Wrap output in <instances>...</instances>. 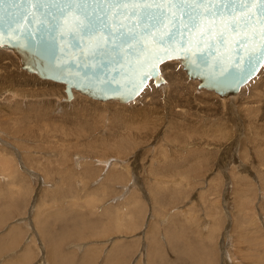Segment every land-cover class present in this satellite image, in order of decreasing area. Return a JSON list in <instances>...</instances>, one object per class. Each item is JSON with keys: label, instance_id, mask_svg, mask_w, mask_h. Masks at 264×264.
I'll return each instance as SVG.
<instances>
[{"label": "rangeland", "instance_id": "obj_1", "mask_svg": "<svg viewBox=\"0 0 264 264\" xmlns=\"http://www.w3.org/2000/svg\"><path fill=\"white\" fill-rule=\"evenodd\" d=\"M160 69L61 102L0 48V264H264V64L228 97Z\"/></svg>", "mask_w": 264, "mask_h": 264}, {"label": "water", "instance_id": "obj_2", "mask_svg": "<svg viewBox=\"0 0 264 264\" xmlns=\"http://www.w3.org/2000/svg\"><path fill=\"white\" fill-rule=\"evenodd\" d=\"M156 7L3 0L0 48L10 49L25 71L63 83L64 101L72 99L73 90L100 101H131L151 80L163 85L160 65L173 60L198 80V89L230 96L261 68L264 18L259 5L235 15H201L194 26L173 7L164 25L149 34L139 22L140 12ZM90 20L97 28L85 33Z\"/></svg>", "mask_w": 264, "mask_h": 264}, {"label": "snow or ice", "instance_id": "obj_3", "mask_svg": "<svg viewBox=\"0 0 264 264\" xmlns=\"http://www.w3.org/2000/svg\"><path fill=\"white\" fill-rule=\"evenodd\" d=\"M29 3L37 4L48 2V0H28ZM61 2V0H55ZM66 4L79 5H109L113 8H121L127 4L133 5H156V11H151L150 8H142L140 12L139 22L144 27L147 33H151L154 29H159L164 25L167 13H171L173 7L183 12V18L195 24L198 16H220V15H235L238 11H244L250 5H259L257 12L259 16L264 18V0H62ZM3 3V0H0ZM168 8L165 10L164 7ZM200 9H203L200 11ZM97 26L90 20L88 25H85V33L96 30ZM120 39H124V34L117 33ZM169 39L172 33H168ZM30 38V37H29ZM264 55V50H262Z\"/></svg>", "mask_w": 264, "mask_h": 264}, {"label": "bare ground", "instance_id": "obj_4", "mask_svg": "<svg viewBox=\"0 0 264 264\" xmlns=\"http://www.w3.org/2000/svg\"><path fill=\"white\" fill-rule=\"evenodd\" d=\"M163 64H164V63H163ZM263 64H264V62H263ZM263 64H262V66H263ZM161 65H162V64H161ZM161 65H160V68H161ZM262 66H261V67H262ZM260 69H261V68H260ZM260 69H259V71H260ZM259 71L256 73V75L259 73ZM160 74H161V69H160ZM256 75H255L253 78H255ZM161 76H162V75H161ZM39 78H40V77H39ZM253 78H252V79H253ZM41 79H42V78H41ZM163 79H164V78H163ZM191 79H193V78H191ZM252 79H250L247 83H249ZM47 80H48V79H47ZM164 80H165V79H164ZM150 82H153V80H151ZM150 82H149V83H150ZM149 83H148V84H149ZM153 83H154V82H153ZM247 83H245L244 85H246ZM62 84H63V83H62ZM148 84H147V85H148ZM154 84H155V83H154ZM147 85H146V86H147ZM244 85H242V86L239 88V90H238L235 94H233V95H236L237 93H239L240 89H241ZM146 86H145V87H146ZM156 86H157V85H156ZM145 87H144V89H145ZM144 89H143V90H144ZM201 89H205V88H201ZM143 90H142V91H143ZM206 90H208V89H206ZM74 91H75V90H73V94H72L73 97H74V93H75ZM142 91H141V93H142ZM209 91H212V90H209ZM212 92H214V91H212ZM64 93H65V92H64ZM141 93H140V94H141ZM214 93H215V92H214ZM81 94H82V93H81ZM140 94H139V95H140ZM216 94H217V93H216ZM84 95H85V94H84ZM139 95H137V96H139ZM217 95H218V94H217ZM233 95H230V96H233ZM219 96H220V95H219ZM73 97H72V99H73ZM224 97H228V96H224ZM63 98H64V97H63ZM90 98H91V97H90ZM135 98H136V97H135ZM135 98H134V99H135ZM72 99H71V100H72ZM92 99H93V98H92ZM134 99H133V100H134ZM71 100H69V101H64V100L61 99V102H70ZM95 100H97V99H95ZM99 101H100V100H99ZM107 101H109V100H107ZM116 101H117V100H116ZM131 101H132V100H131ZM103 102H105V101H103ZM117 102H119V101H117ZM128 102H130V101H128ZM128 102H125V103H128ZM119 103H121V102H119ZM123 104H124V103H123ZM112 170H113V169H112ZM50 255H52V254H50ZM53 255H54V254H53ZM53 255H52V256H53Z\"/></svg>", "mask_w": 264, "mask_h": 264}]
</instances>
